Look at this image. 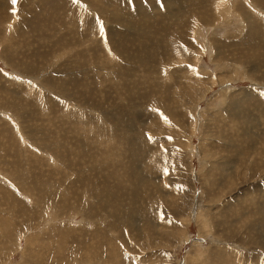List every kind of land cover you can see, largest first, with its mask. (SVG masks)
<instances>
[{
  "label": "rangeland",
  "instance_id": "1",
  "mask_svg": "<svg viewBox=\"0 0 264 264\" xmlns=\"http://www.w3.org/2000/svg\"><path fill=\"white\" fill-rule=\"evenodd\" d=\"M263 7L0 0V264H264Z\"/></svg>",
  "mask_w": 264,
  "mask_h": 264
},
{
  "label": "bare ground",
  "instance_id": "2",
  "mask_svg": "<svg viewBox=\"0 0 264 264\" xmlns=\"http://www.w3.org/2000/svg\"><path fill=\"white\" fill-rule=\"evenodd\" d=\"M176 1H177V0H176ZM263 2H264V0H263ZM207 3H208V2H207ZM198 7H199V6H198ZM263 8H264V7H263ZM263 8H262V9H263ZM140 11H142V9H141ZM199 18H200V16H199ZM199 18H198V19H199ZM204 20H206V19H204ZM202 21H203V20H202ZM200 24H201V23H200ZM249 30H250V29H249ZM254 48H255V47H254ZM175 56H176V55H175ZM176 57H177V56H176ZM181 59H182V58H181ZM172 211H173V210H172Z\"/></svg>",
  "mask_w": 264,
  "mask_h": 264
},
{
  "label": "snow or ice",
  "instance_id": "3",
  "mask_svg": "<svg viewBox=\"0 0 264 264\" xmlns=\"http://www.w3.org/2000/svg\"><path fill=\"white\" fill-rule=\"evenodd\" d=\"M12 3L15 4L16 3V0H12Z\"/></svg>",
  "mask_w": 264,
  "mask_h": 264
}]
</instances>
